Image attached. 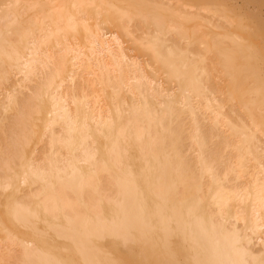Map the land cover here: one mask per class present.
<instances>
[{
	"label": "bare ground",
	"instance_id": "bare-ground-1",
	"mask_svg": "<svg viewBox=\"0 0 264 264\" xmlns=\"http://www.w3.org/2000/svg\"><path fill=\"white\" fill-rule=\"evenodd\" d=\"M251 1L0 0V243L16 264H264Z\"/></svg>",
	"mask_w": 264,
	"mask_h": 264
},
{
	"label": "rangeland",
	"instance_id": "rangeland-1",
	"mask_svg": "<svg viewBox=\"0 0 264 264\" xmlns=\"http://www.w3.org/2000/svg\"><path fill=\"white\" fill-rule=\"evenodd\" d=\"M249 4H251V6H257V9L255 10V12H257V11H261V16L263 17L264 15V0H253V1H251ZM254 4V5H253ZM258 7H259V10H258ZM258 14V13H257ZM261 45H263V47H264V40L260 43ZM7 244L6 246L4 245V244ZM9 243V242H8ZM7 242H2V245H1V243H0V247L2 246V250L0 251V255H2V257H4V255H5V257L2 259V261H4L5 262V264L7 263V264H16V262L18 261L17 259H18V254H20L19 253V246L18 245H16V246H13L11 243L10 244H8ZM11 245V246H10ZM7 246H9V247H7ZM15 247V248H13V247ZM11 248V249H10ZM18 248V249H17ZM8 253V255H9V258H6V254ZM13 254V255H12ZM8 255H7V257H8ZM17 256V257H15L14 258V256ZM10 257H12V258H10ZM17 258V259H16ZM5 259H7V260H5ZM17 260V261H16ZM1 261V263H3ZM16 261V262H15Z\"/></svg>",
	"mask_w": 264,
	"mask_h": 264
}]
</instances>
